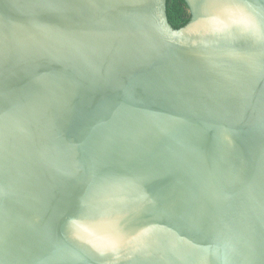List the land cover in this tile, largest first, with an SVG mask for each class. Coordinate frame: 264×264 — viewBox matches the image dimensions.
<instances>
[{
	"label": "water",
	"instance_id": "water-1",
	"mask_svg": "<svg viewBox=\"0 0 264 264\" xmlns=\"http://www.w3.org/2000/svg\"><path fill=\"white\" fill-rule=\"evenodd\" d=\"M0 0V264H264V0Z\"/></svg>",
	"mask_w": 264,
	"mask_h": 264
},
{
	"label": "trees",
	"instance_id": "trees-1",
	"mask_svg": "<svg viewBox=\"0 0 264 264\" xmlns=\"http://www.w3.org/2000/svg\"><path fill=\"white\" fill-rule=\"evenodd\" d=\"M168 16L175 28L186 25L191 15L185 0H168Z\"/></svg>",
	"mask_w": 264,
	"mask_h": 264
}]
</instances>
